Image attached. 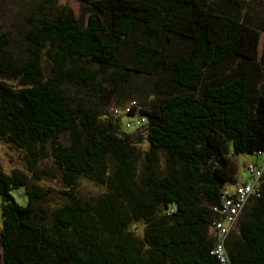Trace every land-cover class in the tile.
<instances>
[{"label": "trees", "instance_id": "16d2710c", "mask_svg": "<svg viewBox=\"0 0 264 264\" xmlns=\"http://www.w3.org/2000/svg\"><path fill=\"white\" fill-rule=\"evenodd\" d=\"M41 1L34 13L16 12L27 17L20 65L7 59L9 35L0 33V139L23 151L34 179L52 177L36 168L49 157L66 202L42 206L48 188L0 169V264H222L207 228L221 189L238 181L228 156L264 153V23L241 13L246 0H79V14ZM136 29L143 40L124 63L119 52ZM176 38L187 49L167 53ZM162 73L166 94L154 82L147 92L129 89L132 77ZM143 125L136 182L140 132L123 126ZM77 178L105 190L80 198ZM224 246L227 264H264V184Z\"/></svg>", "mask_w": 264, "mask_h": 264}, {"label": "rangeland", "instance_id": "374dc122", "mask_svg": "<svg viewBox=\"0 0 264 264\" xmlns=\"http://www.w3.org/2000/svg\"><path fill=\"white\" fill-rule=\"evenodd\" d=\"M52 3L56 7L57 6L69 7L73 9L75 13L78 14L80 13L81 7L83 6V4L79 0H53ZM42 5L43 3L41 0H0V33L8 32L9 43L5 50L6 57L8 60L13 61L16 66L20 65L25 60L26 53L27 51H29L27 47V42H25L23 34L21 33L25 31L24 27L26 25L27 17L17 15L16 12L18 11V9H21L22 12L21 14H24V16H26L29 15V12L34 13L35 11L39 10L40 7H42ZM246 12L247 13L249 12L248 13L249 17L251 16L257 23L260 24L264 23V0H246L245 8L241 10V13L246 14ZM142 40H143L142 35L137 29L134 30L131 33V35L125 39L124 45L119 52L124 63H127L126 54L130 49L131 43ZM156 42L158 44H162L163 39L160 38ZM186 49H187L186 42L180 38H176L169 47H166L167 53L181 52V51H185ZM42 64L44 69L48 67V65H45L44 60H42ZM227 66H230L231 68L232 63L230 62L226 64L222 63L218 66H215L207 70L206 74L210 76H216L220 72H222ZM263 71H264L263 69L260 70V72ZM153 82L155 83V85L159 90V93L157 92L158 95H163L168 93V91H170V84L167 80L166 74L163 73L157 74L153 78H149V79L143 77H136V76L132 77L130 80L129 89L132 88L133 95L138 94L141 91L147 92L151 90L153 86ZM127 99H125L123 103ZM94 100L102 103V99L94 98ZM108 104L110 107L116 105L114 103L113 97L110 98ZM143 128L144 125L133 129H131V127L125 128L123 126V129L125 131L132 132V134L140 132L139 136L141 137V139L139 142L135 143L136 154L133 161L136 182H139L140 179L143 177V171H144L143 166L145 163L144 152L147 149V142L145 141L143 132L141 131ZM66 139L67 136L63 135L62 141L66 142ZM228 158L230 164H232L233 166L235 165L236 167V176L238 180H243L247 176L246 165L248 163H255V162L259 163V161L262 159V156L257 157L253 153L235 154V155L230 154ZM25 160L26 159L23 151L16 148L11 143H8L3 139H0V169L1 170H3L6 173H10L14 169L23 171L28 176L30 183H35L42 187L48 188L50 192L46 195L45 198L39 200V203L42 206L51 209L66 202V198L59 193V191L65 189V186L63 185L59 175H57L56 170L50 158L46 157L40 159L36 164V168L38 171L42 170L51 173L50 175H52V177L46 175V176H41L39 179H34L30 174V172L28 173L26 171ZM164 166H165L164 154L162 151H158L157 163L154 165V169L157 172H162ZM19 190L20 189L17 188V190L14 191V192L18 191L15 194L17 197L14 196V198L17 203L23 204L24 196L19 197L21 194H23ZM104 190L105 188L102 185L97 184L95 182L83 178H77L76 180L75 192L80 198H88L91 196L93 197ZM130 229L136 232H140L141 226L139 224H135L130 226ZM207 231L208 233H212L210 227L207 228Z\"/></svg>", "mask_w": 264, "mask_h": 264}, {"label": "built area", "instance_id": "2783aa9c", "mask_svg": "<svg viewBox=\"0 0 264 264\" xmlns=\"http://www.w3.org/2000/svg\"><path fill=\"white\" fill-rule=\"evenodd\" d=\"M259 163H249L246 166L247 176L243 180L225 184L221 189L220 204L212 207L218 213V218L211 222L213 241L210 253L215 254L220 263L227 264L225 240L230 231L236 227L239 213L251 196H257L264 184V153Z\"/></svg>", "mask_w": 264, "mask_h": 264}]
</instances>
